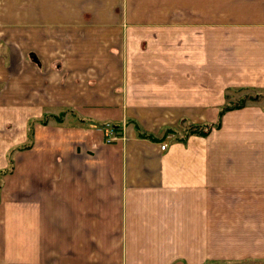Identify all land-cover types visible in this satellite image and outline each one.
<instances>
[{
  "label": "crops",
  "instance_id": "obj_1",
  "mask_svg": "<svg viewBox=\"0 0 264 264\" xmlns=\"http://www.w3.org/2000/svg\"><path fill=\"white\" fill-rule=\"evenodd\" d=\"M0 10L49 24L0 55V264H264V0Z\"/></svg>",
  "mask_w": 264,
  "mask_h": 264
},
{
  "label": "rangeland",
  "instance_id": "obj_2",
  "mask_svg": "<svg viewBox=\"0 0 264 264\" xmlns=\"http://www.w3.org/2000/svg\"><path fill=\"white\" fill-rule=\"evenodd\" d=\"M9 5H11V4H9ZM75 7H77V5ZM4 12L7 13V19L5 18V15L2 17V12L0 10V55L2 57H4V59L7 61L8 64L6 63L5 65L8 66V70H9L8 77H11L14 75V72H15L14 68L15 67L18 68V66L20 65L18 62H19V60H23V57H25L29 61V64L31 65L30 67H33V64L35 62H34V55L32 57V53H49L47 49L46 50H42V49L39 50L38 48H35L33 46L35 44L34 43L35 41L33 42V44L30 42V39L32 37V32L33 33L38 32V35L40 37H43V35H45L44 33H47L46 31L49 27V24L47 23V20H46L47 16L46 15H47L48 11L47 10H40V14L43 16L44 20L40 19L39 22H43V23L39 24V23H35L36 22L35 21L34 23L26 24L25 26L20 25L19 21H21V20L17 19V21H16L15 17H18L22 13L30 15L31 14L30 11L8 10V11H4ZM74 12H75V9H73L71 11V13H73V15H74ZM65 14H66V11L65 12L61 11L57 16V20L60 19V17H62ZM25 16H27V15H25ZM72 19H73V16H72ZM71 21H73V20H71ZM30 22H31V20H30ZM54 28L56 29V33L54 34V37H52V39H53L52 43L54 45V48L51 46L52 49H51L50 53L53 50L55 51V53H56L55 66H58L63 61V53H69V50H70L69 49V42L67 41V39H64V37H67L68 29L65 27H60L59 24H56L54 26ZM58 29H61L60 33L57 32ZM17 35H19V37L22 38V40H20L19 38H16ZM25 39H29V40H27V42L25 41L26 43H24L23 41ZM23 44H25V45H23ZM21 53H27V55L26 54L22 55ZM61 57H62V59H61ZM0 92H1V87H0ZM263 97H264L263 94H257L254 92H244L243 91L242 96H241V101L243 102V104H245L246 102L258 100L259 98H263ZM236 101H238V99H236L234 102H236ZM12 103L14 104L15 102H12ZM238 104H240V102H237L233 105H238ZM10 111H12V110H10ZM51 112H53V111H51ZM54 113H57V111H55ZM49 114H51L50 111H49ZM61 116L62 115L54 114L53 117L55 119H52L51 122H53L54 124L59 122L58 120L60 119ZM46 119H47V117L46 118L42 117L39 125H42V124L45 125ZM37 122L39 123V121H37ZM53 123H51V124L53 125ZM109 125H110V123H109ZM29 126H30V130L32 131L34 129L33 122L30 123Z\"/></svg>",
  "mask_w": 264,
  "mask_h": 264
},
{
  "label": "built area",
  "instance_id": "obj_3",
  "mask_svg": "<svg viewBox=\"0 0 264 264\" xmlns=\"http://www.w3.org/2000/svg\"><path fill=\"white\" fill-rule=\"evenodd\" d=\"M113 127H111V125L107 124L106 125V133H108L107 137H106V142L110 143L111 141L117 139L116 135L113 133ZM167 144H162L160 145V149L164 150L166 148Z\"/></svg>",
  "mask_w": 264,
  "mask_h": 264
},
{
  "label": "bare ground",
  "instance_id": "obj_4",
  "mask_svg": "<svg viewBox=\"0 0 264 264\" xmlns=\"http://www.w3.org/2000/svg\"><path fill=\"white\" fill-rule=\"evenodd\" d=\"M105 128H106V125H105Z\"/></svg>",
  "mask_w": 264,
  "mask_h": 264
},
{
  "label": "trees",
  "instance_id": "obj_5",
  "mask_svg": "<svg viewBox=\"0 0 264 264\" xmlns=\"http://www.w3.org/2000/svg\"><path fill=\"white\" fill-rule=\"evenodd\" d=\"M238 105H241V104H238Z\"/></svg>",
  "mask_w": 264,
  "mask_h": 264
}]
</instances>
